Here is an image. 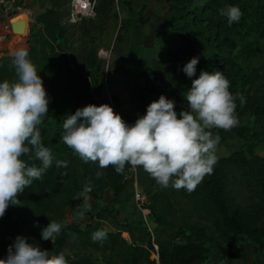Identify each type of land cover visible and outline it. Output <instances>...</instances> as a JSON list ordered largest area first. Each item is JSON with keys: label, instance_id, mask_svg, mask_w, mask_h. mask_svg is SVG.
Wrapping results in <instances>:
<instances>
[{"label": "trees", "instance_id": "trees-1", "mask_svg": "<svg viewBox=\"0 0 264 264\" xmlns=\"http://www.w3.org/2000/svg\"><path fill=\"white\" fill-rule=\"evenodd\" d=\"M242 1L228 0V4L240 6ZM165 2L169 13L172 14L170 20L172 32L189 34L195 41L194 45L202 43L209 46L214 43V53L198 62L196 75L192 79L198 78L201 71L223 72L230 81L229 91L234 95L238 94L237 109L241 103L239 97H243V89L249 84L250 77L243 73L241 66L236 62L237 59L225 55V51H228L235 37L242 32L249 36L255 34L260 39H264V0L256 1L258 11L252 27H249L242 17L240 23L234 22L229 25L227 18L220 12L222 7L217 0H165ZM201 3L203 7L200 6ZM65 4L66 0L49 1L48 9L36 18L42 25L43 32L27 50L29 59L36 67L50 98L48 114L42 118V123L38 126L42 134V142L51 148L53 157H59L64 153L72 154L79 162V170L68 161L66 169L57 168L53 161V166L45 172L42 179L33 181L26 189L34 195L37 191L67 184L68 202L72 198V191L82 190L81 180L84 184H90L92 191L89 194L93 197L101 195L104 187L108 186L113 192V198L117 199L124 190V179L131 166L126 164L123 173L118 174L112 166L100 169L97 163H84L61 139L66 115L74 114L77 109L87 105L100 106L103 103L99 97L96 79L99 67L94 51L87 53L83 58L84 72L87 73L85 76L83 72L77 73L75 79L64 81L55 73L54 62L50 56L54 55L56 48L59 49L58 40L61 35L58 31ZM67 12L69 14L68 6ZM193 53L194 46L188 43L173 59L174 64L181 67L183 61ZM251 55L253 54L248 53L245 56ZM11 59V56H0V81L12 82L16 79L15 71L11 67ZM87 76L92 79V84H89ZM141 77L144 84L133 103L135 112H145L146 98L155 94L160 87L159 79L150 68H145ZM112 99L118 106L119 100L116 97ZM254 116L259 120V133L239 130L238 137L243 143L240 150L232 152L227 157L218 158L213 172L207 175V180L198 184L195 190L191 192L184 188L177 190L171 186V183L167 188L157 183L152 185L154 192L151 196H147L144 205L149 210L148 219L152 224L160 228L161 233H168L170 242L181 238L190 240L192 237L198 242L189 247L175 246L172 249L164 248L161 243L158 251L159 264H202L206 260L207 250L199 244L206 240L205 229H198L191 234L194 229H185L177 224L174 220L175 214L170 213L169 202L179 200L184 201L187 207L183 220L186 216H193L199 221L210 223L223 243L228 242L232 237L247 235L256 245L258 254L264 257V154L256 153L258 148L264 149V110L256 108ZM246 148L249 156L245 151ZM22 158L30 164L35 163L37 166L40 164L33 155ZM98 171L103 172L99 179L96 178ZM101 217L102 211L96 214V218ZM167 217H171L172 220L168 221ZM62 224L64 227L54 239V254H60L62 249L73 244L81 250L102 254L108 260L114 259L121 264H155L149 258L151 240L147 241L145 246H139L129 243L123 232L115 231L107 232L106 239L93 242L91 236L94 231L77 225ZM6 255L7 251L1 248L0 259L5 258ZM66 259L68 264H95L90 258L85 257L75 260Z\"/></svg>", "mask_w": 264, "mask_h": 264}, {"label": "rangeland", "instance_id": "rangeland-1", "mask_svg": "<svg viewBox=\"0 0 264 264\" xmlns=\"http://www.w3.org/2000/svg\"><path fill=\"white\" fill-rule=\"evenodd\" d=\"M217 1L222 7L220 10L222 13V10L229 6L228 0ZM256 1L243 0L240 2L239 8L243 11L242 18H245V23L249 27H252L258 11ZM70 2L71 0H66L65 6L62 8L61 26L58 31L61 35L58 40L59 49L56 48L54 55L50 56L54 62L55 73L61 80L70 81L77 77L75 74L82 72L85 76L87 73L84 72L83 58L87 53L94 51L99 67L96 79L102 104H107L108 93L111 98L123 94V101L119 100L117 108L119 115L123 114L121 117L124 121L130 120V117L134 116L133 114H136L137 117L145 114L142 111L135 112L133 110L136 95L143 84L141 78L143 69L150 65L155 68V65L168 62L172 54L178 55L180 49L191 43L194 46V53L189 58L187 57V61V58L183 61L181 67L175 66L178 68L175 70L176 78L173 75L165 76V78L161 76L162 89H166L167 85H171L168 86L169 89L173 88L172 94L167 92L166 95L168 99H174L175 111L179 113L186 108L184 97L187 89L191 86V79L186 77L181 69L193 57H199L200 61L214 53L213 42L209 46L202 43L194 45L195 41L189 34L172 32L170 27L172 14L169 13L165 0H112V2L110 0H91L96 16L76 23L69 22L67 6L69 8ZM36 18H34V14L31 15V23L28 24V27L26 14L20 13L12 19L13 23L20 24L22 30L16 29L15 34L18 37L11 43L13 50L28 49L29 45H33L38 36L42 34L43 27ZM240 22L241 20L237 23ZM12 51L1 46L0 56L10 57ZM248 53L253 55L246 57L245 55ZM225 55H231L237 59L236 62L241 66L243 73L249 75L250 82L243 89L244 103H240L235 109L239 120L238 125L228 131L219 128L211 130L214 136L220 137L216 149L217 157L227 156L240 150L243 143L238 137L239 130L245 129L250 133H259V120L254 116V110L256 108L264 110V39H260L255 34L249 36L242 32L241 35L235 37L228 51H225ZM87 77L89 84H92L90 76ZM151 99L154 98L151 97ZM235 103L237 104V100ZM122 105L124 108L120 110ZM126 123L134 124L131 120ZM245 151L249 156L247 148ZM256 153L263 155L264 149L260 147ZM56 160L72 162L79 170L78 160L70 153L54 157L53 161ZM129 170L124 179V189L129 184L134 189L136 188L135 190L138 189L136 193L133 190L132 202L139 221L135 223V227L131 226L133 223L128 222L131 214L128 215V209H126V205H123L118 211L120 210L124 214L122 215L127 224L120 225L116 230L123 232L129 243L136 241L135 245L145 246L146 242L151 240V244H155L158 251L161 243L164 248L168 247L169 249L175 246L189 247L197 244L194 237L190 240L181 238L170 242L168 233H161L160 228L153 225L149 219L146 220V223L144 222L135 195L138 193L142 198L147 199L148 186L141 182L137 184L134 178L129 179ZM80 184L83 190L85 184L81 180ZM81 191H72V198L67 202L69 193L67 184L57 185L45 191H37L34 195L25 188L24 192L17 196L20 202L10 206L3 218H0V249L3 248L7 251L17 236H23L27 237L30 243L38 244L42 250L54 254V240L44 241L40 237L41 230L49 222L77 225L83 229L96 231L103 229L100 228L99 222L96 223L100 219L96 218L97 213L102 211L101 218L108 214L107 220H114L113 215L116 209L110 203H113L115 199L110 187L105 186L101 195L95 197L88 194L90 197L87 202L89 207H84L82 199L76 198ZM108 195L110 196L108 197ZM169 205L170 213L175 214L174 220L177 224L185 229L195 230L190 232L191 234L198 229H205L206 240L199 242L207 250L206 260L202 264H264V257L258 254L257 247L249 236L232 237L228 242L223 243L210 223L199 221L193 216H186L183 220L184 213L187 211L184 201H172L169 202ZM81 212L83 213L82 217L79 215ZM167 220L171 221L172 219L167 217ZM132 232H135L137 237L140 236L144 241L139 242L137 239L134 241ZM149 251L150 260L155 261L152 253L153 247ZM60 253H63L65 258L72 260L85 257L90 258L95 264H121L114 259L108 260L102 254L81 250L73 244L62 249Z\"/></svg>", "mask_w": 264, "mask_h": 264}, {"label": "clouds", "instance_id": "clouds-1", "mask_svg": "<svg viewBox=\"0 0 264 264\" xmlns=\"http://www.w3.org/2000/svg\"><path fill=\"white\" fill-rule=\"evenodd\" d=\"M203 7V3L200 4ZM222 15L231 25L242 17L239 6L230 5ZM16 79L0 81V218L18 204L17 196L33 181L41 180L53 166V153L42 142L39 125L48 114V97L36 67L26 48L10 53ZM199 57L191 58L182 72L191 79L196 75ZM230 81L223 72L201 71L192 79L184 100L186 108L175 111V101L164 95L146 107L145 114L129 125L114 113L111 106L87 105L66 115L62 128L63 143L84 162L97 163L100 169L112 166L123 173L126 164L142 168L161 187L171 186L191 192L213 172L217 163L216 149L220 137L212 129L225 131L238 125L235 113L237 95L229 91ZM241 104L243 97H239ZM33 155L39 166L22 157ZM57 168H67V161L56 160ZM63 174V173H62ZM102 171L96 173L99 179ZM90 184L77 195L89 207ZM82 217L83 213H79ZM38 226V225H34ZM64 225L52 221L40 232L44 241H53ZM93 242L107 238L98 229ZM0 264H68L63 253L50 254L27 237L17 236L7 248Z\"/></svg>", "mask_w": 264, "mask_h": 264}, {"label": "crops", "instance_id": "crops-1", "mask_svg": "<svg viewBox=\"0 0 264 264\" xmlns=\"http://www.w3.org/2000/svg\"><path fill=\"white\" fill-rule=\"evenodd\" d=\"M49 1L50 0H26V7L28 9V11L30 12V14H34V18H36L37 15H40L41 13H43L46 9H48L49 7ZM31 17V16H30ZM2 36H5V33L3 32V28L0 27V38ZM6 40V41H5ZM11 38H7V39H4V40H0V47L1 46H5L7 47L8 50L12 51L13 48H11ZM9 42V43H8ZM9 54V53H8ZM177 55L175 54H172L170 57H169V61L163 63V64H160V65H155V68L153 67V65H150L149 67H145V68H150L152 70V72L156 75V77L159 79V84H160V89L155 93V94H152L150 96H148L146 98V104L149 105L151 102L157 100L159 98L160 95H164L167 99H168V96L166 95V93H171L173 92V88H170L168 86H171V85H167V88L165 89H162V86H161V76H163L165 78V76H175V74L177 73L175 70H177L178 68L175 67L176 65L174 64L173 62V59L176 57ZM190 57V56H189ZM188 57V58H189ZM188 58L186 59V61L188 60ZM203 60V59H202ZM201 61V60H200ZM199 61V62H200ZM144 68V69H145ZM143 69V70H144ZM142 73V72H141ZM173 77V78H174ZM142 78V77H141ZM143 81V79H142ZM191 82H192V78H191ZM143 84H144V81H143ZM143 84L141 85V87L143 86ZM172 85H174V83H172ZM140 87V88H141ZM140 90V89H139ZM139 92V91H138ZM138 95V93H137ZM136 95V97H137ZM116 98L118 100H122L123 101V94L122 96L119 95H115ZM124 97V96H123ZM154 98V99H151ZM136 99V98H135ZM174 100V99H172ZM120 103V101H119ZM124 106L122 105V108H120V110H123ZM134 113V112H133ZM145 113V112H144ZM134 116H131L130 117V120L132 121V123L135 122V120L138 118L136 114H133ZM121 116H123V114H121ZM133 119V120H132ZM130 120H125L126 122H130ZM229 155V154H228ZM227 155V156H228ZM227 156H219L217 158H223V157H227ZM130 174H129V179H132L134 178V181L139 184L140 182L141 183H144V184H147L148 186V195L147 196H151L154 192L153 190V184L155 183L154 180L150 177V175L145 172L142 168H139V167H132L130 168ZM207 180V175H205V177L203 178V180L199 183L201 184L202 182L206 181ZM138 188V187H137ZM136 189V188H135ZM134 187L132 185L129 184V186H127L123 192L118 196L117 199H115L113 201V203L111 202L110 205H114V208L116 209L114 211V220L112 221H108L107 218H108V214H105L104 218H100L99 221H96V223L100 224V228H103V230H105L106 232H115V231H119V230H116L117 227H119L120 225H123V224H127L126 221H124V218H123V213L120 212V210L118 211V209L122 208L123 205H126V209H128V215L131 214V216L129 217L130 219L128 220L129 223H133L131 226L135 227L136 226V222L139 221V216L138 214L136 215V210H135V207H134V204L132 202V197H133V194L138 192V189L135 190ZM133 190H135V192L133 193ZM110 195H108L109 197ZM112 197V195H111ZM110 199V198H109ZM124 208V207H123ZM120 212V214H118L117 217H115V215ZM123 214V215H122ZM116 226V227H115ZM107 227V228H106ZM128 235V233H125ZM132 236H133V239L135 241V239H137V241H144L143 238H141L140 236L137 237V235L135 234V232H132ZM133 241V242H134ZM136 243V241L134 242ZM140 244H143V243H140ZM141 246V245H140Z\"/></svg>", "mask_w": 264, "mask_h": 264}, {"label": "built area", "instance_id": "built-area-1", "mask_svg": "<svg viewBox=\"0 0 264 264\" xmlns=\"http://www.w3.org/2000/svg\"><path fill=\"white\" fill-rule=\"evenodd\" d=\"M6 5L8 6L6 7ZM20 13H24L27 15L28 27V24L31 23V14L26 7V0H0V27L3 28V32L5 33V36H2L0 40L11 38L12 43L15 39H17L18 36H16L12 28V19ZM95 16L96 14L91 0H71L68 14L69 22L76 23L84 19H92ZM107 105L113 108L114 113L119 114V109L114 104L113 99L110 97L109 93L107 95ZM135 198L137 202H139L137 206H139L138 209L140 210L141 216L144 219V222L146 223V220L149 216V210L145 208L144 205L146 204L147 199H144V197L142 198L138 193L135 195ZM151 246L153 247L152 253L155 257L154 262L155 264H159L157 246L153 243L151 244Z\"/></svg>", "mask_w": 264, "mask_h": 264}, {"label": "water", "instance_id": "water-1", "mask_svg": "<svg viewBox=\"0 0 264 264\" xmlns=\"http://www.w3.org/2000/svg\"><path fill=\"white\" fill-rule=\"evenodd\" d=\"M8 5H6V7H7ZM12 28H13V31H14V33H16V29L17 30H21V28H20V24L19 23H13L12 24ZM22 31V30H21Z\"/></svg>", "mask_w": 264, "mask_h": 264}]
</instances>
